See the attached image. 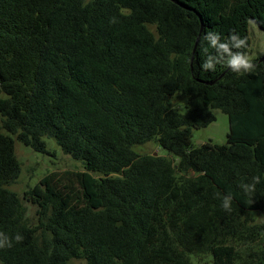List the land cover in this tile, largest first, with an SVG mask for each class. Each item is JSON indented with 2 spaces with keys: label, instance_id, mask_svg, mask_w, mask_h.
<instances>
[{
  "label": "trees",
  "instance_id": "trees-1",
  "mask_svg": "<svg viewBox=\"0 0 264 264\" xmlns=\"http://www.w3.org/2000/svg\"><path fill=\"white\" fill-rule=\"evenodd\" d=\"M250 21L264 30V0H0V262L264 264V53L248 73L200 67L210 31L247 37L246 55ZM213 109L226 143L194 144ZM45 139L83 171L21 199L14 142ZM150 142L177 162L136 151Z\"/></svg>",
  "mask_w": 264,
  "mask_h": 264
},
{
  "label": "rangeland",
  "instance_id": "rangeland-1",
  "mask_svg": "<svg viewBox=\"0 0 264 264\" xmlns=\"http://www.w3.org/2000/svg\"><path fill=\"white\" fill-rule=\"evenodd\" d=\"M248 33L250 38V48L246 54L251 61L264 53V30L258 28L253 22H249ZM186 99L177 95L174 100V109L181 114H186L185 108ZM215 117L214 122L205 128L195 129L192 131V142L197 143H211L214 145H222L226 143L227 134L229 132L228 117L217 109L212 110ZM1 119V117H0ZM46 152L38 153L26 147L17 141L14 142L15 156L20 164V175L9 189L22 199L23 193L29 188L33 187L43 177L53 172H82L83 166L80 161H75L69 156L63 154L61 149L56 145L52 139H45ZM140 154H156L177 162V159L168 154L165 150L160 148L155 142H150L145 146L139 148ZM25 208V217L30 225L36 223V207L26 201L22 200ZM250 214H254L251 212ZM0 264H2L0 262ZM69 264H86L84 260H71Z\"/></svg>",
  "mask_w": 264,
  "mask_h": 264
},
{
  "label": "clouds",
  "instance_id": "clouds-1",
  "mask_svg": "<svg viewBox=\"0 0 264 264\" xmlns=\"http://www.w3.org/2000/svg\"><path fill=\"white\" fill-rule=\"evenodd\" d=\"M111 22H115V18ZM203 40L210 42V47L201 44V52L205 59L200 65L203 71H215V65L223 63L228 69L236 74L248 73L254 69L251 59L241 51H232L231 49H243L247 47V37H241L235 30H230L228 35L221 40V34L208 32L204 35ZM213 49L214 51H210ZM222 54V55H221ZM252 184H242L241 187L246 193H251L255 189V185L260 182L259 177L252 178ZM232 201L231 194L223 197L222 208L230 210ZM16 241H21L23 237L17 235ZM11 247V243L7 236L0 233V249Z\"/></svg>",
  "mask_w": 264,
  "mask_h": 264
},
{
  "label": "water",
  "instance_id": "water-1",
  "mask_svg": "<svg viewBox=\"0 0 264 264\" xmlns=\"http://www.w3.org/2000/svg\"><path fill=\"white\" fill-rule=\"evenodd\" d=\"M201 143H197V145H200ZM153 156H156V154H154Z\"/></svg>",
  "mask_w": 264,
  "mask_h": 264
}]
</instances>
